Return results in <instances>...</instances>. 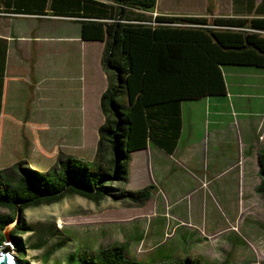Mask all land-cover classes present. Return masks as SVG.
Segmentation results:
<instances>
[{
    "label": "trees",
    "instance_id": "16d2710c",
    "mask_svg": "<svg viewBox=\"0 0 264 264\" xmlns=\"http://www.w3.org/2000/svg\"><path fill=\"white\" fill-rule=\"evenodd\" d=\"M46 1L0 0V12L45 14L42 7H46ZM113 1L115 4L52 0L50 6L57 15L79 18L83 39L105 43L102 65L108 87L100 98L105 121L98 129L94 161L61 154L48 172L24 166L22 161L12 168L0 169L1 207L24 212L30 207L56 203L68 193L95 202L116 195L115 183L129 180L134 151L152 142L167 153L174 152L182 131L184 101L226 95V66L264 68V32L258 31L264 30V0H234L233 5L241 7L242 15H157L153 19L144 13L132 15L128 9L149 11L157 0ZM208 1L210 10L214 0ZM5 57L6 48L3 67ZM257 161L264 179L262 149ZM154 189L149 185L137 191L123 190L118 197L146 203ZM16 220L17 216H0V228ZM13 241L22 246L16 233ZM213 251L217 258L223 248ZM91 253L93 264H139L127 259L122 245ZM189 262L185 264H224Z\"/></svg>",
    "mask_w": 264,
    "mask_h": 264
},
{
    "label": "crops",
    "instance_id": "0c3cea01",
    "mask_svg": "<svg viewBox=\"0 0 264 264\" xmlns=\"http://www.w3.org/2000/svg\"><path fill=\"white\" fill-rule=\"evenodd\" d=\"M100 1L115 4L113 0ZM233 1L214 0L212 9L209 10L207 0H157L152 10L130 8L128 11L132 15L144 13L152 19L157 15L208 17L242 15L243 10L241 7H235ZM51 3L52 0H47L46 7H42L45 14L0 12V73L4 68L1 73L3 74L1 75L3 90L0 111V157L7 156L2 154L10 151L26 150L28 146L25 148V137L33 135L35 130L41 128V125L50 126L52 121L72 117L70 112L82 109L80 106L83 105V101H86V99L83 100V96L86 97V93L92 88L86 84L88 68L92 79H94L96 70L99 69L106 79L105 70L101 65L105 43L83 39L82 24L78 21L79 18L57 15L51 10ZM95 42H99L100 45L95 49L98 56L94 57ZM5 48L6 57L3 67ZM75 51L83 55L84 66L81 56L80 58L73 56ZM234 70L230 67L224 70L228 90L226 95L207 96L186 100L182 103V131L173 153H167L152 142L146 148L132 153L129 165V186L143 189L153 184L155 193L163 191L165 197L154 198L156 194L153 193L149 201L140 204V210L133 214L136 216H125L128 219L124 221L149 220V218L161 215L160 225L148 234L145 231H136L135 228L133 231L117 234L109 244L100 248L122 245L125 248L127 259L132 261L142 259L145 261L142 264H185L188 261L189 263L209 261L202 260L204 258L200 248L203 242L197 239L199 232L203 237H208V234L203 233L197 226H191V222L179 220L177 213L173 210L174 205L179 206L178 203L183 196L177 197L175 192L187 184L189 175L194 176L197 172H203L198 176V185L201 184L204 173L210 171L211 167L213 170L216 168L221 160L220 156H222V166L237 159L238 163L242 161L245 168L249 166V173L254 172L255 177L259 172L257 157L260 149L264 151V142L256 133V126L259 123L258 115L255 114L256 118H253L251 113L257 104V99H262L264 103L261 89L263 86L253 89L256 94L259 93L254 98L250 96V91H248L249 94L246 92L245 96L241 95L245 100L243 104L245 110L250 113L245 117H240L239 114L237 124L232 122L229 104L226 107L224 105L223 111L214 108L212 104L220 98L226 99V96H229L233 99L232 105L235 109L234 99L240 95L230 92V78H237L239 81L237 85L247 83L246 80L238 78ZM52 79H65L64 82L67 85L51 86ZM107 87L108 82H106L104 91ZM249 96L251 99L248 98ZM187 110H192L188 116L185 115ZM38 141L41 142L40 139ZM235 142L239 144V152L233 160H230L226 155L231 154L230 145ZM206 152L216 156L210 157L207 164ZM200 159L201 162L198 163ZM223 169H218L214 175L218 177ZM242 172L240 168L238 182L221 183L220 191L234 188L239 196L242 193L245 195L247 187L241 186ZM245 172H243L244 179H246ZM232 179L236 180V176L234 175ZM246 202L245 199L244 208ZM168 206L169 214L166 213ZM240 208L241 206L238 208V216ZM180 227L191 229L180 234ZM168 229L171 230L168 232ZM231 230L234 231L232 228L226 231ZM188 235L191 238L189 241ZM216 237L218 235L213 238ZM175 238H181V240L175 246L162 249L166 247L165 244L170 245L172 239ZM100 248L94 247V249ZM191 249L198 251H191ZM208 251L212 256L216 255L213 250ZM213 259L216 260V257L214 256Z\"/></svg>",
    "mask_w": 264,
    "mask_h": 264
},
{
    "label": "rangeland",
    "instance_id": "374dc122",
    "mask_svg": "<svg viewBox=\"0 0 264 264\" xmlns=\"http://www.w3.org/2000/svg\"><path fill=\"white\" fill-rule=\"evenodd\" d=\"M207 2L209 3L208 0ZM94 44L95 57L98 56L95 49L100 43L95 42ZM73 56H77V58L81 56L83 59L80 52L75 51ZM82 64L84 66V59ZM232 67L233 70L235 69L234 74H237L241 80H246L247 83L246 85H237L238 79L230 78V92L240 95L234 99L235 109L232 105L233 99L229 96H226V99L220 98L212 104L220 111L225 109L224 105L226 107L229 104L232 122L237 124L239 114L240 117H245L250 113V111L246 112L245 105H243L245 100L241 95L246 92L249 94L248 91H250V96L254 98L259 93L256 94L253 89L263 86L261 89L264 98V68L247 65ZM241 70L244 71L241 72ZM96 71L94 79H92L91 71L89 68L87 69L86 84L92 88L86 93V97L83 96V100L86 99V101H83V105L80 106L82 109L70 112L72 117L52 121L50 126L41 125V128L35 130L33 135L25 137V148L28 146L26 150L2 154L7 156L0 157V169L12 168L22 161L24 166L48 172L54 168L61 154H70L90 162L94 161L99 139L98 129L105 121V115L100 106V93L104 91L106 82H108L106 72L105 79L100 69ZM64 80L52 79L50 83L51 86L62 87L63 84H66ZM250 96L248 98L251 99ZM256 103L251 114H253V118L258 115L259 123L256 126V133L259 139L264 142V103L262 99H257ZM190 112L192 110H187L185 115L188 116ZM229 152L231 154H227L226 157L233 160L239 152L238 142L230 145ZM205 155L206 164L210 157H216L210 152H206ZM220 157L221 160L214 170L212 167L210 171L205 170L201 184L198 185V176L203 172H197L194 176L187 177V184L175 192L177 197H183L178 203L179 206L174 205L173 211L177 213L180 221L191 222V226H197L203 233L208 234V237H203L199 232V237H197L203 242L200 248L204 258L202 260L215 263L224 262V264H264V179L259 174L260 171L256 177L254 172L249 173L250 167L245 168L242 161L238 163L237 159V162L232 161L230 164L222 166V156ZM253 161L255 162L254 156ZM197 162L200 163L201 159ZM222 168L224 169L221 174L216 177L214 173ZM240 168L243 172L246 171V179L243 178V172L240 178L241 186L247 187L245 195L242 193L239 196L234 188L220 191L221 183L239 181ZM234 175L236 180L232 179ZM129 185V180L125 183H115V186L118 187L115 191L117 194L108 196L100 202L68 193L56 203L30 207L24 212L0 206V216H14V218L17 216L16 221L0 228V248L6 243L7 235H9L13 243V253L25 264H93L91 251L98 250L94 247L100 248L109 244L117 234L133 231V228L148 234L161 223V215L149 218V220L124 221L130 215L138 212L140 204L143 203L135 202L124 196L118 197L123 190H140ZM155 194L154 198L165 197L163 191ZM245 199L247 202L244 208ZM239 206H241V211L238 216ZM169 211L168 206L166 213L169 214ZM134 216L136 215L132 217ZM61 220L63 221L62 227ZM16 223H19L17 228L15 227ZM230 227L234 231H223H229ZM190 229L180 227L179 232L182 234ZM13 233L19 236L22 246L14 243ZM217 235L218 237L213 238ZM187 238L189 241L190 235ZM180 240L181 238L172 239L170 245L165 244L166 247L162 249L175 246ZM217 247L223 248V251L214 260V256L209 254L208 250H215ZM191 251L198 250L191 249ZM138 261L139 264L145 263L142 259Z\"/></svg>",
    "mask_w": 264,
    "mask_h": 264
},
{
    "label": "water",
    "instance_id": "95a60500",
    "mask_svg": "<svg viewBox=\"0 0 264 264\" xmlns=\"http://www.w3.org/2000/svg\"><path fill=\"white\" fill-rule=\"evenodd\" d=\"M8 240L0 248V264H25L13 253V243L11 237L7 235Z\"/></svg>",
    "mask_w": 264,
    "mask_h": 264
},
{
    "label": "built area",
    "instance_id": "2783aa9c",
    "mask_svg": "<svg viewBox=\"0 0 264 264\" xmlns=\"http://www.w3.org/2000/svg\"><path fill=\"white\" fill-rule=\"evenodd\" d=\"M258 31L264 32V30H258Z\"/></svg>",
    "mask_w": 264,
    "mask_h": 264
}]
</instances>
